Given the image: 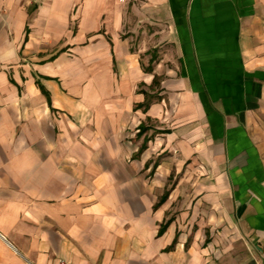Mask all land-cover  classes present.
<instances>
[{
	"label": "crops",
	"instance_id": "1",
	"mask_svg": "<svg viewBox=\"0 0 264 264\" xmlns=\"http://www.w3.org/2000/svg\"><path fill=\"white\" fill-rule=\"evenodd\" d=\"M59 259L264 264V0H0V264Z\"/></svg>",
	"mask_w": 264,
	"mask_h": 264
},
{
	"label": "rangeland",
	"instance_id": "2",
	"mask_svg": "<svg viewBox=\"0 0 264 264\" xmlns=\"http://www.w3.org/2000/svg\"><path fill=\"white\" fill-rule=\"evenodd\" d=\"M120 1H123V0H120ZM136 28H137V29L139 28V22L136 23ZM137 33H138V32H137ZM134 39H135L136 43H138V41H139V36L137 35ZM134 39H133V40H134Z\"/></svg>",
	"mask_w": 264,
	"mask_h": 264
},
{
	"label": "built area",
	"instance_id": "3",
	"mask_svg": "<svg viewBox=\"0 0 264 264\" xmlns=\"http://www.w3.org/2000/svg\"><path fill=\"white\" fill-rule=\"evenodd\" d=\"M57 264H66V262L63 259H59Z\"/></svg>",
	"mask_w": 264,
	"mask_h": 264
},
{
	"label": "trees",
	"instance_id": "4",
	"mask_svg": "<svg viewBox=\"0 0 264 264\" xmlns=\"http://www.w3.org/2000/svg\"><path fill=\"white\" fill-rule=\"evenodd\" d=\"M164 228H165V226L161 227V228L159 229V231H158V232H161V231H163V230H164Z\"/></svg>",
	"mask_w": 264,
	"mask_h": 264
}]
</instances>
